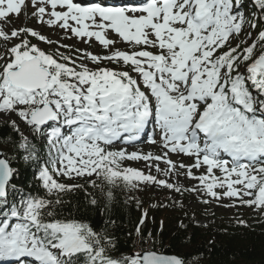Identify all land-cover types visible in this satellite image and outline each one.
I'll return each mask as SVG.
<instances>
[{
    "label": "snow or ice",
    "instance_id": "obj_1",
    "mask_svg": "<svg viewBox=\"0 0 264 264\" xmlns=\"http://www.w3.org/2000/svg\"><path fill=\"white\" fill-rule=\"evenodd\" d=\"M0 123L16 153L0 151V264H198L157 247L147 209L127 252L58 209L87 184L109 202L163 189L264 216V0H0ZM142 134L158 152L128 151Z\"/></svg>",
    "mask_w": 264,
    "mask_h": 264
},
{
    "label": "trees",
    "instance_id": "obj_2",
    "mask_svg": "<svg viewBox=\"0 0 264 264\" xmlns=\"http://www.w3.org/2000/svg\"><path fill=\"white\" fill-rule=\"evenodd\" d=\"M10 135L14 136L7 126L0 123V148L4 147L6 155L15 156L13 146L4 142ZM37 147L43 156V147L39 144ZM12 166L19 170V179L15 181L19 187L25 192L38 189L33 164L14 159ZM147 190L129 193L116 188L109 202L98 189L85 184L84 189L66 195L65 203L58 211L65 217L86 221L97 230L106 227L108 233L116 238L120 250L127 252L136 239L135 225L141 211L147 209L149 218L145 233H155L157 247L165 254L195 257L198 264H264V216L257 213L251 219L213 220L201 227L196 224L194 210L183 206L178 207L175 213L170 212L172 198L147 195ZM93 196L98 201L96 205L90 203ZM130 196L142 201L141 209H137L135 201L126 203ZM161 204L166 206L161 207ZM238 220L246 221L247 226L239 224ZM129 232L133 233L131 238Z\"/></svg>",
    "mask_w": 264,
    "mask_h": 264
},
{
    "label": "rangeland",
    "instance_id": "obj_3",
    "mask_svg": "<svg viewBox=\"0 0 264 264\" xmlns=\"http://www.w3.org/2000/svg\"><path fill=\"white\" fill-rule=\"evenodd\" d=\"M13 24L16 27H21V26H29V27H35L37 29H40L42 31V33L44 35L50 36L53 39H56L59 37L60 33L59 32H52L51 30L47 29L46 27L41 29L40 25H37L34 23V21H32L31 19L27 18L24 15H21V17L19 19H16L15 17H13ZM7 30V29H6ZM67 43H72V41H66ZM79 46V45H78ZM41 47H45L43 44L41 45ZM92 51L96 52L99 51V49L97 48H93L91 49ZM157 139H159V134L157 135ZM143 143L146 144L145 141H143ZM141 144H137V145H132L127 147L128 151H138V150H142L144 152H158L159 149L157 148V146L152 145L150 143H147L146 146ZM117 147V146H116ZM1 151L4 150L3 148H0ZM173 159H176V157H173ZM185 162L188 163L189 161L187 160V158H184ZM130 164V166L132 167H138L141 168L143 167V163L142 162H128ZM161 167H163V165H161ZM35 172V171H34ZM34 176V173H33ZM182 182L188 186L191 187L192 185V181H188L186 179L181 178ZM79 182H84L83 180L79 181ZM147 195H154V196H160L163 197L164 195L166 197H170L172 198V209L170 210V212H176V209L179 206L180 201L183 202V206L190 208L192 210H194L196 212V217H197V225L204 227L208 222L210 221H220V220H226V219H236V218H245V219H251L252 217L256 216L258 212L254 211L251 208L248 207H230V208H225L222 205L216 203V202H212L210 204H201L199 202V200L191 193H185L182 197L179 196L178 194H174V193H169L167 190H163V189H148L147 190ZM177 202L176 206H173L174 203V199ZM165 200H162V202L164 203ZM223 203L227 204L229 203V201L225 200Z\"/></svg>",
    "mask_w": 264,
    "mask_h": 264
},
{
    "label": "bare ground",
    "instance_id": "obj_4",
    "mask_svg": "<svg viewBox=\"0 0 264 264\" xmlns=\"http://www.w3.org/2000/svg\"><path fill=\"white\" fill-rule=\"evenodd\" d=\"M115 1H116V0H113V1H112V0H109L108 3H112V4H114V3L118 2V1H116V2H115ZM102 3H103V2H102ZM146 144H147V143H146ZM142 145H145V143L142 144ZM122 146H123V145H122ZM122 146H117V147H122ZM145 146H146V145H145Z\"/></svg>",
    "mask_w": 264,
    "mask_h": 264
},
{
    "label": "water",
    "instance_id": "obj_5",
    "mask_svg": "<svg viewBox=\"0 0 264 264\" xmlns=\"http://www.w3.org/2000/svg\"><path fill=\"white\" fill-rule=\"evenodd\" d=\"M1 151V150H0Z\"/></svg>",
    "mask_w": 264,
    "mask_h": 264
}]
</instances>
